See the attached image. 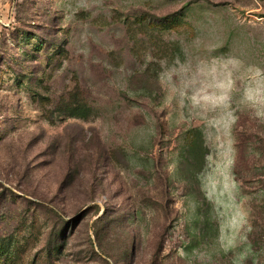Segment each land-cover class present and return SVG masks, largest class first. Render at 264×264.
Here are the masks:
<instances>
[{"label":"rangeland","instance_id":"rangeland-1","mask_svg":"<svg viewBox=\"0 0 264 264\" xmlns=\"http://www.w3.org/2000/svg\"><path fill=\"white\" fill-rule=\"evenodd\" d=\"M262 235L264 0H0V264H264Z\"/></svg>","mask_w":264,"mask_h":264},{"label":"trees","instance_id":"trees-1","mask_svg":"<svg viewBox=\"0 0 264 264\" xmlns=\"http://www.w3.org/2000/svg\"><path fill=\"white\" fill-rule=\"evenodd\" d=\"M84 111H87V108L85 107V106H76V107H74L73 108V116H75V117H82V114H80V113H82V112H84ZM253 237H255V236H257V233H253V235H252ZM263 237H264V235H262ZM264 245V241L262 240V238L260 237V239H256V240H254V242H253V245L255 246V245H258V246H260V245ZM260 250L261 249H256L255 248V250H254V252H253V257H252V259L250 260V262L248 263V264H254L255 263V261H256V256H257V254H259V252H260ZM260 264H262V262H261V260H260Z\"/></svg>","mask_w":264,"mask_h":264}]
</instances>
